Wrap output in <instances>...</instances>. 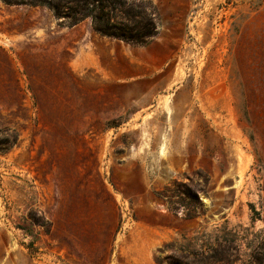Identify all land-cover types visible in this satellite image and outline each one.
I'll return each mask as SVG.
<instances>
[{
  "label": "rangeland",
  "instance_id": "obj_1",
  "mask_svg": "<svg viewBox=\"0 0 264 264\" xmlns=\"http://www.w3.org/2000/svg\"><path fill=\"white\" fill-rule=\"evenodd\" d=\"M120 1L0 0V264H264V0Z\"/></svg>",
  "mask_w": 264,
  "mask_h": 264
},
{
  "label": "trees",
  "instance_id": "obj_2",
  "mask_svg": "<svg viewBox=\"0 0 264 264\" xmlns=\"http://www.w3.org/2000/svg\"><path fill=\"white\" fill-rule=\"evenodd\" d=\"M6 6L17 5L27 7H48L55 15H63L69 18L73 25L78 24L86 18H90L95 28L100 33L124 40L140 41L145 37L147 31L142 33L135 26L129 27L125 24L111 23L108 12H104L101 6L98 15L95 14L96 7L94 3L97 0H2ZM110 6L121 5L120 0H108ZM151 25V22L146 24Z\"/></svg>",
  "mask_w": 264,
  "mask_h": 264
}]
</instances>
